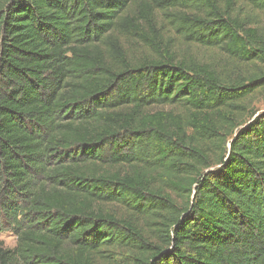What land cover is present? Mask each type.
I'll return each mask as SVG.
<instances>
[{
	"label": "trees",
	"instance_id": "obj_1",
	"mask_svg": "<svg viewBox=\"0 0 264 264\" xmlns=\"http://www.w3.org/2000/svg\"><path fill=\"white\" fill-rule=\"evenodd\" d=\"M263 16L0 0V264H264Z\"/></svg>",
	"mask_w": 264,
	"mask_h": 264
},
{
	"label": "rangeland",
	"instance_id": "obj_2",
	"mask_svg": "<svg viewBox=\"0 0 264 264\" xmlns=\"http://www.w3.org/2000/svg\"><path fill=\"white\" fill-rule=\"evenodd\" d=\"M262 22L264 24V16L262 18ZM176 38L178 46H180L179 50L181 54L188 59L195 61L213 62L216 64H224L227 62V58L224 55L220 54L217 50L204 48L195 44L184 43L183 40L178 36ZM131 47H133L137 53H140V48L135 45H132ZM253 106L258 109L264 108V93H261L255 97ZM9 235L14 239L7 246H13L16 243V237L12 234Z\"/></svg>",
	"mask_w": 264,
	"mask_h": 264
},
{
	"label": "clouds",
	"instance_id": "obj_3",
	"mask_svg": "<svg viewBox=\"0 0 264 264\" xmlns=\"http://www.w3.org/2000/svg\"><path fill=\"white\" fill-rule=\"evenodd\" d=\"M14 238L8 234L7 231L0 232V241H3V243L7 246L9 245Z\"/></svg>",
	"mask_w": 264,
	"mask_h": 264
}]
</instances>
